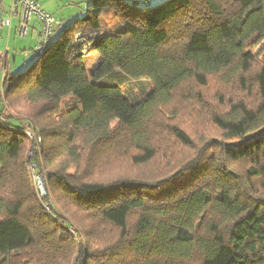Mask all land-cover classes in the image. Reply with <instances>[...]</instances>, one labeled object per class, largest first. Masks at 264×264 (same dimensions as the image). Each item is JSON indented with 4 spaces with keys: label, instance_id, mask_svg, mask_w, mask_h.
<instances>
[{
    "label": "trees",
    "instance_id": "trees-1",
    "mask_svg": "<svg viewBox=\"0 0 264 264\" xmlns=\"http://www.w3.org/2000/svg\"><path fill=\"white\" fill-rule=\"evenodd\" d=\"M262 41L264 0H87L83 18L4 79V104L21 97L37 112L0 113V264L53 263L56 232L69 233L58 206L86 223L77 264H264V197L253 184L264 179V61L253 52ZM87 47L100 58L93 71ZM215 78L261 102L221 96L228 109L209 122L230 142L198 150L172 111L178 98L203 106L197 90ZM26 126L42 140L31 157ZM173 143L194 158L149 178H95L120 157L136 168L167 159ZM243 163V177L232 172ZM32 164L47 176L44 199ZM101 230L115 239L94 250Z\"/></svg>",
    "mask_w": 264,
    "mask_h": 264
},
{
    "label": "rangeland",
    "instance_id": "rangeland-1",
    "mask_svg": "<svg viewBox=\"0 0 264 264\" xmlns=\"http://www.w3.org/2000/svg\"><path fill=\"white\" fill-rule=\"evenodd\" d=\"M151 6L159 5L160 3L166 0H160L156 2L155 0H149ZM41 7L44 11H48L52 16L59 22L63 23L66 27L72 24L76 19H81L85 16V11L87 8V0H39ZM110 14L107 15V19H110ZM106 18V17H105ZM40 28V25H39ZM40 31V29H39ZM56 36V34H55ZM19 38V37H18ZM21 39V38H20ZM28 39V38H27ZM26 40V39H22ZM39 42V41H38ZM254 55L257 59V67L264 61V41L259 43L258 45H254L253 47ZM27 54L33 57V63L37 60V56L33 53L27 52ZM84 57L87 60V65L89 68L97 67V63L100 58L98 55H94L90 51V47H87L86 52L84 53ZM25 61H23L24 63ZM23 72L28 69L25 67V63L23 64ZM21 67V66H20ZM89 70V69H88ZM1 76V72H0ZM224 80H220L219 78H215L210 82L208 87L197 90L204 97L203 106L197 103L196 98L192 100H182L178 98L175 103V109L172 111V115H177L175 120L178 126L190 137V139L194 142L195 147L198 150H201L205 144L211 141H225L229 143L230 141L224 140L222 132L217 129L213 124L209 122V118L213 113V110L218 109L219 111H226L228 106L218 107L219 98L223 96L224 101L230 98L242 99L244 100L250 107L256 108L261 99L254 89H251L249 92L241 91L240 87L236 85H227L226 83H222ZM1 82V77H0ZM143 87L146 93H150L152 91V85L149 81L144 80ZM194 91V89L186 88L185 92L190 94L188 91ZM191 95H193L191 93ZM11 104H13L14 108L17 106H21L20 108L23 110L22 113L27 114H35L37 112L36 109L30 108L24 100L19 98H11L7 99L5 102L7 113L13 116L16 111L12 109ZM208 104V105H206ZM228 104V103H226ZM207 106V107H206ZM205 107V110H201L199 108ZM17 110V109H16ZM18 111V110H17ZM261 124L259 121L258 126ZM168 154L167 159L160 158L155 164L151 166L136 168L126 157L117 158V161H114L112 164L106 165L102 168L100 172H98L95 176L97 181L101 182H113L119 179H135V178H146L154 175L155 172H169L172 164H175L179 161H185L189 156L194 158L193 149L182 148L180 145L177 146L174 143L171 145L170 150L166 151ZM28 156H30V150L28 152ZM192 158V159H193ZM171 162V163H170ZM31 170V165L29 166ZM249 167V164H236L232 167V172L241 177L244 176L246 169ZM32 172V171H31ZM70 174H74V170L69 171ZM32 181L35 187L34 175H39L37 169L32 172ZM43 182L42 186L46 192V196L49 194L47 189V176L45 173L42 174ZM143 176V177H142ZM264 179L255 180L253 184L258 187V193L264 197V188L263 183ZM57 207V206H56ZM45 209V207H44ZM47 210V209H45ZM56 212L61 215V217H56V224L60 226H68L69 230L67 237L64 239L60 238L59 231L56 232V244L60 246V249L56 250V255L50 257L49 261L52 260L53 263L50 264H77L80 257V245L85 241L84 232L81 228L84 229L86 224L84 222L83 215L79 213H74L73 218L79 223V226L75 225V222L72 218L67 215L61 208L58 206L56 208ZM72 220L73 222L70 223ZM67 221L70 225L67 224ZM104 231V232H103ZM101 230V233L98 234V244L94 247V250H100L107 246L109 240L115 239V234L109 233V231ZM103 232V233H102ZM86 244V241H85ZM84 252H87V246L84 247Z\"/></svg>",
    "mask_w": 264,
    "mask_h": 264
},
{
    "label": "built area",
    "instance_id": "built-area-1",
    "mask_svg": "<svg viewBox=\"0 0 264 264\" xmlns=\"http://www.w3.org/2000/svg\"><path fill=\"white\" fill-rule=\"evenodd\" d=\"M4 0H0V34L3 28H11L14 19L19 20L17 27V36L21 39H27L30 34L31 24L33 22L40 25L39 42L33 48V53L36 55L43 54L51 43V38L56 33L64 29V25L43 10L37 0H12L8 13L4 11ZM0 124L4 125V120L0 114ZM24 133L29 137L34 146L30 149V156L41 145L42 140L29 127H25ZM36 165H31V171L36 170ZM36 194L40 199L46 197V192L43 189V176L41 174L34 175ZM45 209L49 210V206L45 205Z\"/></svg>",
    "mask_w": 264,
    "mask_h": 264
},
{
    "label": "crops",
    "instance_id": "crops-1",
    "mask_svg": "<svg viewBox=\"0 0 264 264\" xmlns=\"http://www.w3.org/2000/svg\"><path fill=\"white\" fill-rule=\"evenodd\" d=\"M39 2V0H37ZM156 2L160 0H155ZM12 0H4V11L8 13ZM40 3V2H39ZM44 10V9H43ZM50 14L48 11H46ZM7 15V14H6ZM52 15V14H50ZM57 21V20H56ZM59 22V21H58ZM19 20L14 19L11 28H3L0 34V113L5 110L3 102V83L6 76H13L22 73L23 64L28 68L33 61V57L27 52L33 53V48L37 45L39 39V25L35 22L31 24L28 39L22 40L17 36V27ZM102 33L101 35H104ZM59 32L56 33V37ZM23 61H25L23 63ZM21 66V67H20Z\"/></svg>",
    "mask_w": 264,
    "mask_h": 264
}]
</instances>
